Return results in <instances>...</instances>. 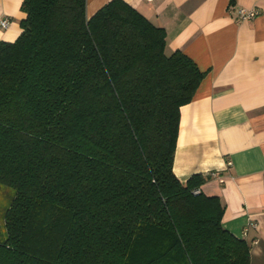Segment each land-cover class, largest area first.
Masks as SVG:
<instances>
[{
	"label": "trees",
	"instance_id": "1",
	"mask_svg": "<svg viewBox=\"0 0 264 264\" xmlns=\"http://www.w3.org/2000/svg\"><path fill=\"white\" fill-rule=\"evenodd\" d=\"M0 41V264H249L225 206L173 171L206 75L124 0H23Z\"/></svg>",
	"mask_w": 264,
	"mask_h": 264
},
{
	"label": "crops",
	"instance_id": "2",
	"mask_svg": "<svg viewBox=\"0 0 264 264\" xmlns=\"http://www.w3.org/2000/svg\"><path fill=\"white\" fill-rule=\"evenodd\" d=\"M23 0H0V41L21 32ZM110 0H86L87 17ZM166 32L167 53L180 50L205 77L180 108L173 171L185 182L210 175L200 190L225 206L222 225L264 264V0H124ZM239 8L258 14L236 18Z\"/></svg>",
	"mask_w": 264,
	"mask_h": 264
},
{
	"label": "rangeland",
	"instance_id": "3",
	"mask_svg": "<svg viewBox=\"0 0 264 264\" xmlns=\"http://www.w3.org/2000/svg\"><path fill=\"white\" fill-rule=\"evenodd\" d=\"M15 190L8 186L0 185V241L6 238V229L4 223V212L9 206Z\"/></svg>",
	"mask_w": 264,
	"mask_h": 264
},
{
	"label": "built area",
	"instance_id": "4",
	"mask_svg": "<svg viewBox=\"0 0 264 264\" xmlns=\"http://www.w3.org/2000/svg\"><path fill=\"white\" fill-rule=\"evenodd\" d=\"M152 1V0H147ZM258 14L257 10L254 8H239L236 10V18L239 20H247L255 17ZM8 25V19L7 18H1L0 19V26L6 27Z\"/></svg>",
	"mask_w": 264,
	"mask_h": 264
}]
</instances>
